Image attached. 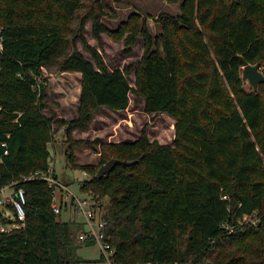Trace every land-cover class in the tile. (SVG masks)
<instances>
[{"label": "trees", "instance_id": "obj_1", "mask_svg": "<svg viewBox=\"0 0 264 264\" xmlns=\"http://www.w3.org/2000/svg\"><path fill=\"white\" fill-rule=\"evenodd\" d=\"M167 1L180 10L153 17L158 34L146 13L116 35L128 32L127 46L143 39L133 88L129 66L109 68L81 32L68 35L84 0H0V185L16 181L26 196L24 225L0 232V264L87 261L77 249L95 244L78 239L83 223L53 211L46 180H21L50 163L55 117L42 69L54 64L80 73L77 115L59 127L71 167L88 174L80 189L108 198L112 264H264V82L247 89L242 77L246 64L264 72V0ZM86 18L99 37V15L82 16L78 29ZM131 91L147 112L174 118L172 144L145 129L132 141L72 138L99 107L125 109ZM79 143H100L96 163L75 161ZM110 158L134 162L99 176Z\"/></svg>", "mask_w": 264, "mask_h": 264}, {"label": "rangeland", "instance_id": "obj_2", "mask_svg": "<svg viewBox=\"0 0 264 264\" xmlns=\"http://www.w3.org/2000/svg\"><path fill=\"white\" fill-rule=\"evenodd\" d=\"M179 2H168L167 0H84L83 5L75 14L70 23L72 37L75 32H81L86 42L95 47L109 68L130 67L126 74L131 86L135 88V68L143 53V39L138 37L135 43L126 45L124 38L128 32L117 37L118 31L129 22L131 16L149 14V28L153 34H158L160 25L154 18L162 11L175 14L179 12ZM90 13V14H89ZM96 14L100 16L105 30L97 37L93 32L91 18H86L83 29H78L82 16ZM75 46L88 58L92 56L83 45L80 38L75 40ZM42 78L46 85L45 112L55 117L53 127L56 129L54 141L50 146V164L60 182L68 184L72 193L78 196L88 195V192L80 189V182L86 179L81 168H72L66 154V145L63 136V126L59 127L61 119H71L77 115L78 98L80 92V73L76 71H61L57 65L44 67ZM252 86L245 80V87ZM174 118L167 112H147L144 108L143 96L137 95L135 91L129 94V104L125 109L114 110L106 106L97 109L86 128H75L72 138L87 139L92 141L96 138L103 143L117 142L122 140L132 141L145 129L149 139H157L161 143H173L175 136ZM98 149L100 143L89 145L79 143L74 148L75 161L78 163H96L98 160ZM86 193V194H85ZM108 201L102 197L101 212ZM100 213V212H99ZM62 220H76L82 223V216L75 214L70 209H62L60 212ZM83 227L86 228L83 223ZM77 254L87 261L74 262L70 264H110L106 260H98L101 257L98 244L81 245Z\"/></svg>", "mask_w": 264, "mask_h": 264}, {"label": "built area", "instance_id": "obj_3", "mask_svg": "<svg viewBox=\"0 0 264 264\" xmlns=\"http://www.w3.org/2000/svg\"><path fill=\"white\" fill-rule=\"evenodd\" d=\"M49 163L45 171L37 170L34 173L22 176L21 180L43 179L53 187L52 209L59 214L62 209H70L75 214L82 216V223L86 228L78 233V239L92 238L99 245L102 256L112 264L113 248L110 243L111 235L106 230V220L101 212L102 198L88 192V195L78 196L72 193L67 184L60 182ZM84 175H88L83 170ZM84 180V179H83ZM82 180V181H83ZM80 182V185L82 184ZM16 181L0 185V232H9L13 228L21 227L25 223L26 196L22 187L15 186ZM86 194V193H85ZM100 212V213H99ZM145 264H156L147 262ZM172 264H181L174 261Z\"/></svg>", "mask_w": 264, "mask_h": 264}, {"label": "water", "instance_id": "obj_4", "mask_svg": "<svg viewBox=\"0 0 264 264\" xmlns=\"http://www.w3.org/2000/svg\"><path fill=\"white\" fill-rule=\"evenodd\" d=\"M242 77L246 79L253 86V88H256L260 82H264V72L261 70V67L258 64H246L242 70ZM118 162L130 164L134 161L110 158L99 166L97 171L98 175L100 176L111 171Z\"/></svg>", "mask_w": 264, "mask_h": 264}, {"label": "crops", "instance_id": "obj_5", "mask_svg": "<svg viewBox=\"0 0 264 264\" xmlns=\"http://www.w3.org/2000/svg\"><path fill=\"white\" fill-rule=\"evenodd\" d=\"M111 264V263H110Z\"/></svg>", "mask_w": 264, "mask_h": 264}]
</instances>
